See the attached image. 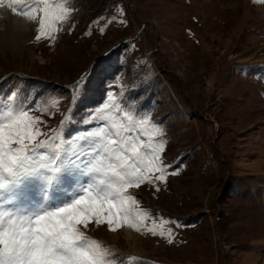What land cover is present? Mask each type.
I'll use <instances>...</instances> for the list:
<instances>
[{
    "label": "rangeland",
    "instance_id": "obj_1",
    "mask_svg": "<svg viewBox=\"0 0 264 264\" xmlns=\"http://www.w3.org/2000/svg\"><path fill=\"white\" fill-rule=\"evenodd\" d=\"M70 6L72 16L55 39L39 42L35 22L0 7V36L8 17L27 24L15 45L2 40L0 98L21 91L35 105L59 97L58 110L32 114L50 136L71 109L68 139L92 127L83 121L109 92L123 93L125 108L164 129V164L179 173L157 182L159 191L147 184L129 189L157 221L179 222L165 226L174 233L171 244L132 229L128 235L124 227L90 225L86 234L118 258H138L136 264H264V3L71 0Z\"/></svg>",
    "mask_w": 264,
    "mask_h": 264
},
{
    "label": "snow or ice",
    "instance_id": "obj_2",
    "mask_svg": "<svg viewBox=\"0 0 264 264\" xmlns=\"http://www.w3.org/2000/svg\"><path fill=\"white\" fill-rule=\"evenodd\" d=\"M70 5L71 0H0V7L37 24V42L55 39L72 16ZM83 83V77L76 82L77 92ZM121 97L109 92L83 121L92 127L68 139L71 109L50 136L41 129L46 122L32 114L58 110L59 97L35 105L21 91L0 98V264H136L138 258H118L87 235L90 225H106L110 232L127 227L173 242L165 226L179 222L157 221L129 192L145 184L159 191L157 182L179 174L164 164V129L125 108Z\"/></svg>",
    "mask_w": 264,
    "mask_h": 264
},
{
    "label": "bare ground",
    "instance_id": "obj_3",
    "mask_svg": "<svg viewBox=\"0 0 264 264\" xmlns=\"http://www.w3.org/2000/svg\"><path fill=\"white\" fill-rule=\"evenodd\" d=\"M8 18H10V17H8ZM8 18L4 19V27L5 28H4V32L1 33V36L3 34V36H2L3 39L0 38V48L3 46L2 45L3 41L5 42V44L8 43V45H10V44L15 45L18 38L21 37L22 35H24V33H25V29H26L27 24H24L22 19H20V18L18 19L16 17L11 16V18L16 19L14 22L11 18L10 19H8ZM129 192L133 193L134 191L129 190ZM124 232L126 234L130 235L131 230L127 227H124Z\"/></svg>",
    "mask_w": 264,
    "mask_h": 264
}]
</instances>
